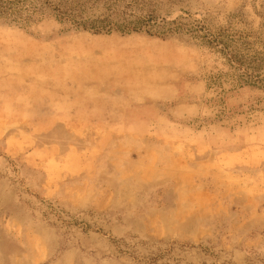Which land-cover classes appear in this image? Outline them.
Instances as JSON below:
<instances>
[{"label": "rangeland", "instance_id": "obj_1", "mask_svg": "<svg viewBox=\"0 0 264 264\" xmlns=\"http://www.w3.org/2000/svg\"><path fill=\"white\" fill-rule=\"evenodd\" d=\"M146 1L264 56V0ZM196 43L0 18V264H264V81Z\"/></svg>", "mask_w": 264, "mask_h": 264}, {"label": "trees", "instance_id": "obj_2", "mask_svg": "<svg viewBox=\"0 0 264 264\" xmlns=\"http://www.w3.org/2000/svg\"><path fill=\"white\" fill-rule=\"evenodd\" d=\"M47 17L96 33L146 32L160 37L188 34L199 42L196 44L219 54L227 70H232L211 76L212 83L219 84L225 77H231L234 86L264 81V56L253 49L254 43L248 37L224 28L214 31L206 19H192L188 13L168 19L146 0H0V18L28 25Z\"/></svg>", "mask_w": 264, "mask_h": 264}]
</instances>
